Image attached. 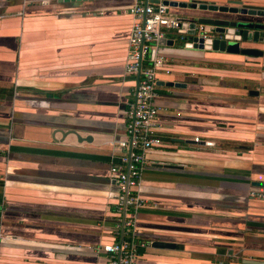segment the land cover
<instances>
[{"label":"crops","instance_id":"1","mask_svg":"<svg viewBox=\"0 0 264 264\" xmlns=\"http://www.w3.org/2000/svg\"><path fill=\"white\" fill-rule=\"evenodd\" d=\"M135 3L0 0V264H96L117 238L110 168L137 86ZM181 39L156 49L163 144L142 175L137 232L150 245L137 264H264V201L251 196L264 184V41L246 56Z\"/></svg>","mask_w":264,"mask_h":264},{"label":"built area","instance_id":"2","mask_svg":"<svg viewBox=\"0 0 264 264\" xmlns=\"http://www.w3.org/2000/svg\"><path fill=\"white\" fill-rule=\"evenodd\" d=\"M130 13L135 22L128 40L126 73L136 77L137 86L126 112L125 138L115 145L122 152L110 168L118 189L117 238L97 247L104 260L96 264H137L140 250L150 245L138 238L137 215L146 206L140 186L148 165L147 153L163 144L156 132L160 108L155 101L159 96L158 72L164 57L152 54L161 40L179 33L185 24L184 18L174 14L163 0H136ZM251 196L264 201V184Z\"/></svg>","mask_w":264,"mask_h":264},{"label":"water","instance_id":"3","mask_svg":"<svg viewBox=\"0 0 264 264\" xmlns=\"http://www.w3.org/2000/svg\"><path fill=\"white\" fill-rule=\"evenodd\" d=\"M165 5L174 9L199 10L201 12H213L220 17H205L192 15L183 17L185 24L179 31L183 43L188 47L200 50H218L222 53L257 56L262 52L253 47V44L264 41V23L257 18L264 17V7L245 5L240 1L234 4L241 6L227 8L206 1L198 0H166ZM233 14V17L225 16ZM165 39L159 44H164ZM156 55V50L152 54ZM175 86V83H170ZM157 247H172V244L155 242ZM248 264H256L247 261Z\"/></svg>","mask_w":264,"mask_h":264}]
</instances>
